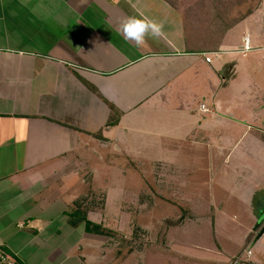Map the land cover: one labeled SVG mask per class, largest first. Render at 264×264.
<instances>
[{"label":"crops","instance_id":"obj_1","mask_svg":"<svg viewBox=\"0 0 264 264\" xmlns=\"http://www.w3.org/2000/svg\"><path fill=\"white\" fill-rule=\"evenodd\" d=\"M130 16L163 22L161 37L126 41ZM193 33L167 0H0L3 250L25 264H228L260 228L264 264V0L215 43ZM125 154L183 171L170 186L186 189L185 220L142 252L73 206L127 187L113 178ZM226 204L239 205L235 232Z\"/></svg>","mask_w":264,"mask_h":264},{"label":"rangeland","instance_id":"obj_2","mask_svg":"<svg viewBox=\"0 0 264 264\" xmlns=\"http://www.w3.org/2000/svg\"><path fill=\"white\" fill-rule=\"evenodd\" d=\"M167 1L184 10L186 23L188 28L194 32V37L205 38L206 35L200 34V30L207 28L210 44L215 43L228 27L246 17L262 3V0ZM115 164L113 166L114 181L120 178V174L121 176L123 174V179L128 185L121 188L122 197L119 193L120 188H113L109 204L112 205L113 210H109L107 204L110 199L106 202V196L104 192L101 193L100 188H90L87 195L84 196L85 199L73 206H79V209L87 217L90 213V216L94 217L93 221L109 228L112 231V236L118 240V245L127 247L129 252H142L153 244L160 245L165 238L166 230L169 227L181 226L185 220L184 217L189 212L186 205L176 201L177 195H182L186 189L170 186L172 183L170 177H178L183 171L180 173L174 171L167 163L160 160L153 161L128 154L119 155ZM121 167L122 171H120ZM206 172L203 174L207 175ZM191 188L188 190L190 194L197 190H204V187ZM125 192L128 194L124 198ZM237 208L239 205L226 204L223 211H218L225 218L222 221L223 226H228L234 232L237 230H235L236 226H239L241 222L240 212ZM259 229H256L251 239H254ZM240 251L231 256L228 264Z\"/></svg>","mask_w":264,"mask_h":264},{"label":"clouds","instance_id":"obj_3","mask_svg":"<svg viewBox=\"0 0 264 264\" xmlns=\"http://www.w3.org/2000/svg\"><path fill=\"white\" fill-rule=\"evenodd\" d=\"M163 28V22L149 19L146 16H130L124 19L120 30L126 41L140 46L145 43L146 38L159 39Z\"/></svg>","mask_w":264,"mask_h":264},{"label":"built area","instance_id":"obj_4","mask_svg":"<svg viewBox=\"0 0 264 264\" xmlns=\"http://www.w3.org/2000/svg\"><path fill=\"white\" fill-rule=\"evenodd\" d=\"M244 47L245 48L252 47L251 39L248 34L244 36ZM206 59L211 60V55H207ZM202 108L208 109L205 103H202ZM0 262L2 264H25L24 262L20 261V259L17 258L15 255L9 253L6 250H3L1 247H0ZM229 264H259L254 259L253 239L248 241L244 245L243 249L231 259Z\"/></svg>","mask_w":264,"mask_h":264},{"label":"trees","instance_id":"obj_5","mask_svg":"<svg viewBox=\"0 0 264 264\" xmlns=\"http://www.w3.org/2000/svg\"><path fill=\"white\" fill-rule=\"evenodd\" d=\"M78 212L80 213L79 220L85 222L86 229L93 231V232H98V233L112 234V231L109 228H105L100 223H97L93 221L92 219L88 218L86 214L83 213L82 211H78ZM74 223H77V221L74 220Z\"/></svg>","mask_w":264,"mask_h":264},{"label":"water","instance_id":"obj_6","mask_svg":"<svg viewBox=\"0 0 264 264\" xmlns=\"http://www.w3.org/2000/svg\"><path fill=\"white\" fill-rule=\"evenodd\" d=\"M263 233H264V224H263V226L261 227V230H260L259 236L262 235Z\"/></svg>","mask_w":264,"mask_h":264}]
</instances>
